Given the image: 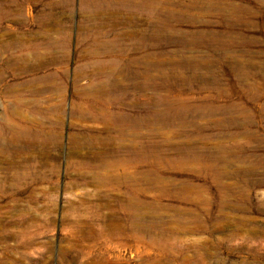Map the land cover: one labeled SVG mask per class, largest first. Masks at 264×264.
<instances>
[{"label": "rangeland", "instance_id": "374dc122", "mask_svg": "<svg viewBox=\"0 0 264 264\" xmlns=\"http://www.w3.org/2000/svg\"><path fill=\"white\" fill-rule=\"evenodd\" d=\"M0 264H264V0H0Z\"/></svg>", "mask_w": 264, "mask_h": 264}, {"label": "bare ground", "instance_id": "6f19581e", "mask_svg": "<svg viewBox=\"0 0 264 264\" xmlns=\"http://www.w3.org/2000/svg\"><path fill=\"white\" fill-rule=\"evenodd\" d=\"M132 2V1H131ZM94 3V2H93ZM143 3V2H142ZM141 3V4H142ZM100 5H101V2L99 3ZM94 5V4H93ZM131 5V4H130ZM95 6V5H94ZM103 6H104V4H103ZM102 6V7H103ZM126 6V5H125ZM132 7H133V5H131ZM130 7V6H129ZM143 7H144V5H143ZM101 8V7H100ZM135 8V7H134ZM142 8H140V10H141ZM145 10V9H144ZM146 16V15H145ZM81 29V28H80ZM157 29H158V27H157ZM144 30V29H143ZM162 30V29H161ZM155 31L157 32V30H156V28H155ZM158 33H160V32H158ZM157 34V33H156ZM177 40H178V38H177ZM179 41V40H178ZM175 42V41H174ZM107 44H109V43H107ZM136 44V43H135ZM145 44V43H144ZM148 44V43H147ZM143 47V46H142ZM149 47V46H148ZM139 48V47H138ZM151 48V47H150ZM100 49V48H99ZM140 49V48H139ZM142 49H144V47L142 48ZM139 51H141V50H139ZM99 52V51H98ZM149 52V51H148ZM144 54V53H143ZM99 55V54H98ZM138 57V56H137ZM134 58V57H133ZM136 59V58H135ZM122 61V60H121ZM129 61V60H128ZM139 61V60H138ZM137 61V62H138ZM91 63V62H90ZM144 63H145V61H144ZM93 67H95V66H93ZM100 68V67H99ZM86 69V68H85ZM140 71H142V70H140ZM105 71H103V74L104 75H106L105 73H104ZM107 76H110V75H107ZM136 78V80H138V79H141L140 78V76L138 75V76H136L135 77ZM238 84V83H237ZM238 86V85H237ZM241 88H243V87H241ZM104 89V88H103ZM116 89V88H115ZM111 92V91H110ZM109 92V93H110ZM129 93H132V92H130L129 91ZM105 94V93H104ZM108 94V93H107ZM139 95V94H138ZM136 100V99H135ZM104 119V121H106V122H108V123H110L111 121H114V123H116V124H118V121L119 120H123V119H118V118H116L115 116L112 118L110 115H108V116H105V117H103ZM137 122V121H136Z\"/></svg>", "mask_w": 264, "mask_h": 264}]
</instances>
